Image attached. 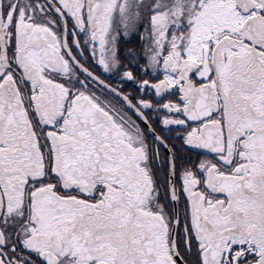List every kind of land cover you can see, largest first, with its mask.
I'll use <instances>...</instances> for the list:
<instances>
[{
  "label": "snow or ice",
  "instance_id": "snow-or-ice-1",
  "mask_svg": "<svg viewBox=\"0 0 264 264\" xmlns=\"http://www.w3.org/2000/svg\"><path fill=\"white\" fill-rule=\"evenodd\" d=\"M0 264H264V0H0Z\"/></svg>",
  "mask_w": 264,
  "mask_h": 264
}]
</instances>
